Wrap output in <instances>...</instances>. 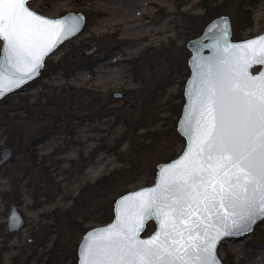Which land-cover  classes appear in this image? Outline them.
Listing matches in <instances>:
<instances>
[{
  "label": "rangeland",
  "instance_id": "1",
  "mask_svg": "<svg viewBox=\"0 0 264 264\" xmlns=\"http://www.w3.org/2000/svg\"><path fill=\"white\" fill-rule=\"evenodd\" d=\"M47 2L50 5L44 7ZM202 3L203 0L28 2L34 10L51 17L68 11L82 12L86 22L80 34L47 59L39 78L7 97L11 116L17 117L7 127L0 125V159L6 147L13 149L12 156L0 164V264L73 263L82 238L80 226L85 229L100 225L97 210L111 207L116 193L90 197L89 205L85 206L83 200V207L74 208L75 199L87 183L122 166L118 154L128 146L126 141L120 143L126 129L124 119L139 117L140 107L151 102L158 108L161 125L169 116L167 103L182 100L179 94L188 72L174 77L171 84L169 76L176 68V60L183 58L180 53L188 18L203 14ZM252 18V26L243 30L246 37L264 32V0L256 1ZM236 27L243 28L241 23ZM171 38L177 42L173 49L178 52L176 58L161 52L156 60L149 58L150 62L144 61L147 66L134 70L131 59L148 46L159 48L170 43ZM1 45L0 39V49ZM90 48H95V53L83 56L82 52ZM81 89L90 92L88 98L84 95V102ZM61 91L66 92L65 102L59 108L46 104L47 99L33 104L41 94ZM118 91L123 92V97L114 98L113 93ZM21 96L24 102L19 100ZM76 97H80V105L70 103L71 98L77 102ZM92 100L96 103L90 107ZM105 108L116 110L102 117L94 115ZM13 136L18 143L16 149L9 144L15 142ZM184 146L180 143L179 150ZM155 160L152 155L145 163L138 179L130 185L131 190L152 183ZM12 202L18 204L26 224L19 232L5 234ZM263 231L264 220L244 239L222 241L218 254L223 262L231 253L236 263L264 264ZM65 250H69V256L55 258L56 253L59 256Z\"/></svg>",
  "mask_w": 264,
  "mask_h": 264
},
{
  "label": "snow or ice",
  "instance_id": "2",
  "mask_svg": "<svg viewBox=\"0 0 264 264\" xmlns=\"http://www.w3.org/2000/svg\"><path fill=\"white\" fill-rule=\"evenodd\" d=\"M27 4L0 0V38L7 41L0 77L36 72L45 49L37 55L32 46L41 34L52 28L58 39L78 27V22L65 27L64 21L43 17ZM55 42L48 41L45 48ZM245 48L255 63L264 64V36L246 42ZM249 66L245 61L226 82L206 80L205 122L195 152L171 166L161 186L147 190L152 193L148 199L134 194L140 198L134 226L100 230L104 235L84 246L85 264H218L217 239L230 235L232 228L247 231L264 216V73L249 76ZM143 214L157 218L160 231L137 241ZM217 225L226 230L213 236L210 230Z\"/></svg>",
  "mask_w": 264,
  "mask_h": 264
},
{
  "label": "water",
  "instance_id": "3",
  "mask_svg": "<svg viewBox=\"0 0 264 264\" xmlns=\"http://www.w3.org/2000/svg\"><path fill=\"white\" fill-rule=\"evenodd\" d=\"M29 1L31 0H28V2ZM49 5L50 3L47 2L44 7H48ZM27 7L43 17L64 21L65 27L75 22H78V27L74 33H62L58 39L53 35L55 29L49 28L43 32L32 46V51L37 55L40 54L41 49H45V54L41 56L39 69L27 75L22 71L15 75L12 73L3 74V76L0 77V92H2V94H0V101L10 95L21 92L27 84L39 78L41 71L45 68L46 60L51 57L63 43L80 34L86 22V16L82 12L68 11L61 16L51 17L34 10L29 4H27ZM261 36H264V32L247 39L235 40L233 38L231 17L224 14L210 21L201 35L187 42V48L191 53L188 60L190 75L184 87L185 102L177 123V131L184 138L185 146L182 152L172 160L157 164L155 181L152 184L130 190L115 200L113 205L114 216L111 221L92 227L83 234L77 249V264H85L86 256L84 246L89 241L94 240V238L104 235L100 230L112 229L113 226H117V229H119L120 226L124 224L134 226L133 222L136 220L137 214L140 211L137 206L140 198L136 197L134 194L143 193V198L148 199L152 193L147 190L159 188L165 180L166 174L171 175V172H167V170L178 162H182L186 153L190 157L192 153L195 152V141L199 134V127L205 122V116L202 115V113H204L202 96L206 87V80L211 79L212 81H216L219 79L226 82L230 78L236 76V73L243 67L245 61H248L250 65L247 70L249 76H258L264 73V64L255 63L250 58L249 51L245 48L246 42ZM0 39L2 40L0 58H2L4 55L3 47L7 44V41L2 38ZM50 40H56V42L50 49H46L45 46ZM259 43L258 41V46ZM94 53L95 48H90L82 52V55L90 56ZM123 95V92L120 91L113 93L114 98H121ZM186 129H189V131H186ZM12 153L13 149L9 146L6 147L1 153L0 164L6 162L12 156ZM229 211H231V209H229ZM143 215L145 216L143 225L135 236L137 241L149 240L160 231V224L157 218L147 217V214ZM263 220L264 216H259L256 218L255 222L250 225L249 230L239 231L236 228H232L229 229L231 232L230 235L219 237L214 247V256L218 264H225L218 254L222 241L226 239H234L236 241L244 239L246 236L252 234L255 226ZM25 224L26 219L24 214L19 209L18 204L12 202L8 211L5 234L19 232L25 227ZM149 224H153L154 227L150 233L144 234ZM225 230L226 229H224L222 225H217L210 231L211 234L215 236L218 231L222 233ZM142 235H144V237Z\"/></svg>",
  "mask_w": 264,
  "mask_h": 264
},
{
  "label": "trees",
  "instance_id": "4",
  "mask_svg": "<svg viewBox=\"0 0 264 264\" xmlns=\"http://www.w3.org/2000/svg\"><path fill=\"white\" fill-rule=\"evenodd\" d=\"M257 0H213L209 2L208 0H203L202 6L204 8V12L201 15H190L188 18V26L184 32L185 35V43L184 47L180 53L183 58L176 60L174 66L176 67L175 70L171 73L169 77H172L168 84L173 82L174 77L181 75L184 71L188 72L187 77L190 75V68L188 65V60L191 56L190 51L187 49V42L195 37L201 35L207 26V24L212 21L213 19L224 15L229 14V10L232 12L230 13L231 19L233 21L232 26L233 29V38L235 40H242L247 39L249 36H244L243 30L252 26L253 18H252V7L256 4ZM66 13V12H65ZM63 15V14H62ZM237 23H241L243 28L238 29L236 27ZM176 41L171 38L170 43L162 44L159 48L148 46L146 47L138 57L135 59H131L130 63L133 65L135 71H139L140 67L147 66V63L144 62L145 60H156L158 55L161 52L165 53V57H177V51L173 50L176 46ZM150 58V59H149ZM150 62V61H149ZM47 63V60H46ZM45 63V66H46ZM44 70V69H43ZM41 71V74L43 72ZM187 80V78H186ZM186 80H184L183 85L185 87ZM84 94L83 95V102L85 100V96L87 98L90 95V92L87 90L81 89ZM65 91H61L57 94L50 95L49 93L41 94L36 102L33 104H38L40 101L47 99L45 102L49 105H55L59 108L65 102ZM75 95V92H74ZM85 95V96H84ZM80 96V97H81ZM179 96L181 97V101L174 103L168 102V113L169 116L165 118L166 122L163 124H159V120L161 118L158 115V108L153 106V104L146 103L142 107H140V116L132 120L131 118L124 119L126 129L125 134L120 139V143L126 141L128 142V146L124 152L118 154L120 162L122 166L119 169H116L109 173L108 175H104L96 182L87 183V185L82 189L79 197L76 198L75 207L82 205L83 200H85V206L89 205V198L95 197L97 195L101 196L106 193H116L115 199L112 201V206L105 209L97 210L96 221L100 224L107 223L113 219L114 212H113V205L115 200L121 196L129 192L131 189L129 188L139 177V175L143 171V166L149 160H151V156H155V164H154V179L152 183L155 181V176L157 172V164L161 162H167L178 156L183 148L179 150V144L184 143V138L178 133L177 131V123L178 119L181 115L182 108L185 102L184 98V89L180 92ZM80 97L73 100L71 98L70 103L72 105H80ZM23 96L19 98L21 102H24ZM8 99L7 97L0 101V125L1 126H9L12 123V118L14 119L16 116H11V111L8 106ZM28 100H25V102ZM96 103V100L91 101V105L88 106L93 107ZM8 107V108H7ZM116 109H107L105 108L103 111L95 112L94 115H101L111 114L115 112ZM106 111V112H105ZM110 112V113H109ZM4 122V123H3ZM15 142H9L11 146L15 149L18 148L16 138ZM151 183V184H152ZM146 185H150L146 183ZM87 198V199H86ZM83 207V206H80ZM259 224V223H258ZM257 226V225H256ZM255 226V228H256ZM81 227L82 235L89 230L90 228H83ZM153 228L152 224H149L146 228L145 233H149ZM264 233V231H263ZM69 250H65L63 254H55V258L63 256H69ZM78 257L73 260L72 264H77ZM61 263V262H60ZM63 263V262H62ZM225 264H239L235 262V258L231 253H228L224 258ZM52 264H54L52 262Z\"/></svg>",
  "mask_w": 264,
  "mask_h": 264
}]
</instances>
